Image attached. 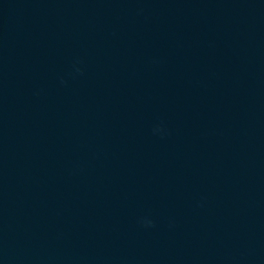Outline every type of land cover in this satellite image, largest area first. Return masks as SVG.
Masks as SVG:
<instances>
[{"label": "water", "instance_id": "1", "mask_svg": "<svg viewBox=\"0 0 264 264\" xmlns=\"http://www.w3.org/2000/svg\"><path fill=\"white\" fill-rule=\"evenodd\" d=\"M0 264H264V0H0Z\"/></svg>", "mask_w": 264, "mask_h": 264}]
</instances>
